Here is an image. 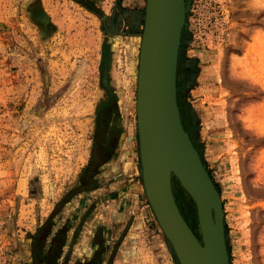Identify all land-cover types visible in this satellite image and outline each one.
Wrapping results in <instances>:
<instances>
[{"label": "rangeland", "instance_id": "rangeland-1", "mask_svg": "<svg viewBox=\"0 0 264 264\" xmlns=\"http://www.w3.org/2000/svg\"><path fill=\"white\" fill-rule=\"evenodd\" d=\"M187 2L182 124L220 195L229 264H264V0ZM135 11L126 0H0V264H33L40 229L41 264L87 247L90 189L110 197L122 177L144 193ZM171 188L199 235L193 200L174 177Z\"/></svg>", "mask_w": 264, "mask_h": 264}, {"label": "water", "instance_id": "water-1", "mask_svg": "<svg viewBox=\"0 0 264 264\" xmlns=\"http://www.w3.org/2000/svg\"><path fill=\"white\" fill-rule=\"evenodd\" d=\"M187 0H146L138 53L136 126L144 194L178 264H229L220 195L183 127L177 69ZM176 178L196 209L199 235L172 194ZM33 264H38L35 241Z\"/></svg>", "mask_w": 264, "mask_h": 264}, {"label": "crops", "instance_id": "crops-1", "mask_svg": "<svg viewBox=\"0 0 264 264\" xmlns=\"http://www.w3.org/2000/svg\"><path fill=\"white\" fill-rule=\"evenodd\" d=\"M133 3L134 0H126L127 7ZM114 169L116 172V167L110 171ZM123 182L122 177L110 182L109 188L113 190L110 197L94 199L101 195V190L88 191L92 205L88 221L91 241L87 247H76L71 259H64L60 264H173L162 245L163 235L158 231L140 182L133 179ZM42 230L38 232L41 234ZM39 236L35 244L38 264H41Z\"/></svg>", "mask_w": 264, "mask_h": 264}, {"label": "flooded vegetation", "instance_id": "flooded-vegetation-1", "mask_svg": "<svg viewBox=\"0 0 264 264\" xmlns=\"http://www.w3.org/2000/svg\"><path fill=\"white\" fill-rule=\"evenodd\" d=\"M135 2H138V0L137 1H135L134 0V3H133V5H134V9L136 10L134 13H137V15L138 14H141L142 15V12H143V10H145V8H143L142 9V12H141V9H140V6H139V8H138V5L136 6L135 5ZM145 2H146V0H145ZM144 2V3H145ZM128 11V10H127ZM128 12H131V11H128ZM136 15V16H137ZM140 17H142V16H140ZM103 115H105V113H103ZM101 121H99V123H100ZM136 129H137V126H136ZM137 135H138V133H137ZM97 144V143H96ZM99 151H101V152H103V149L101 148V147H99L98 145H96V147H95V152H94V160L95 161H98L99 159L98 158H101V156H99L98 154H96L97 152H99Z\"/></svg>", "mask_w": 264, "mask_h": 264}, {"label": "trees", "instance_id": "trees-1", "mask_svg": "<svg viewBox=\"0 0 264 264\" xmlns=\"http://www.w3.org/2000/svg\"><path fill=\"white\" fill-rule=\"evenodd\" d=\"M181 98H182V96L179 94V91H177V104H178V107H179V111L182 114V112L184 111V107L181 104ZM194 147L196 148L195 144H194ZM181 215H182V213H181ZM182 217L184 218L183 215H182ZM184 220H185V218H184Z\"/></svg>", "mask_w": 264, "mask_h": 264}]
</instances>
